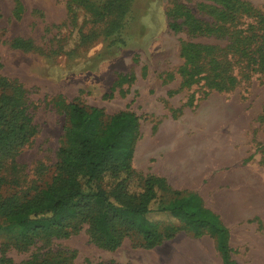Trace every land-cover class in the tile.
Segmentation results:
<instances>
[{"label": "rangeland", "instance_id": "1", "mask_svg": "<svg viewBox=\"0 0 264 264\" xmlns=\"http://www.w3.org/2000/svg\"><path fill=\"white\" fill-rule=\"evenodd\" d=\"M108 1L0 0V77L37 129L18 156L3 161L0 199L27 201L54 183L69 104L101 109L104 124L129 111L140 119L132 167L200 196L230 230L231 260L264 264V68L247 67L225 33L191 30L196 19L222 23L229 7L224 0ZM241 1L255 10L241 22L247 29L264 18V0ZM190 43L211 46L227 61L233 51L230 71H189L183 53ZM222 71L235 80L217 88L222 76L210 77ZM237 191L254 194L257 211L237 216ZM67 231L23 248L19 229H0V260L65 254L74 264H223L210 235L180 231L147 250L141 236L128 233L112 250L87 222Z\"/></svg>", "mask_w": 264, "mask_h": 264}, {"label": "trees", "instance_id": "2", "mask_svg": "<svg viewBox=\"0 0 264 264\" xmlns=\"http://www.w3.org/2000/svg\"><path fill=\"white\" fill-rule=\"evenodd\" d=\"M109 1L112 5L113 1ZM224 1L229 13L220 17L222 23L196 19L191 25L192 32L225 33L229 38L228 46H236L240 57L246 59L247 67L264 68V18L243 29L241 22L245 15L255 14L254 8L241 0ZM171 27L174 31L181 28L178 23ZM209 49L214 48L188 44L183 53L188 70L195 71L197 76L205 73L207 67L213 71L222 68L230 71L233 51L227 61L225 57H215ZM2 67L0 64V69ZM229 74L222 71L220 75L208 76L213 81L222 76L215 84L218 88L234 82ZM208 76L202 78L208 80ZM10 89V83L0 77V167L4 160L18 156L37 133L26 103ZM68 109L67 147L59 152L54 183L27 201L20 202L14 197L0 199V210H5L0 211V229H19L22 236L18 244L27 248L36 237L67 233L68 227L87 222L112 250L118 248L128 233L141 236V246L151 250L185 231L194 238L210 235L223 264H236L231 260L229 228L219 215L204 205L200 196L175 191L166 178L142 176L132 167L140 121L135 113L120 112L104 124L101 109H88L74 103L69 104ZM135 181L141 182V191L129 193ZM73 259L74 255L57 254L33 257L22 264H74ZM0 264L14 263L3 258Z\"/></svg>", "mask_w": 264, "mask_h": 264}, {"label": "crops", "instance_id": "3", "mask_svg": "<svg viewBox=\"0 0 264 264\" xmlns=\"http://www.w3.org/2000/svg\"><path fill=\"white\" fill-rule=\"evenodd\" d=\"M237 195L235 197V210L234 213L237 215V216H246L248 214H250L251 212H255L257 211L256 209V199L254 197V194L250 193V196H246V197H243V194L241 191H237ZM245 192V191H243ZM245 196V195H244ZM240 198H244V201H242V203L240 202ZM239 202L241 204H239Z\"/></svg>", "mask_w": 264, "mask_h": 264}]
</instances>
